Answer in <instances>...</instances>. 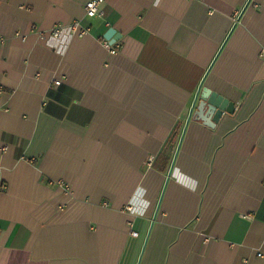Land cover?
Here are the masks:
<instances>
[{"label": "crops", "instance_id": "1", "mask_svg": "<svg viewBox=\"0 0 264 264\" xmlns=\"http://www.w3.org/2000/svg\"><path fill=\"white\" fill-rule=\"evenodd\" d=\"M86 2L0 0V264H264V0Z\"/></svg>", "mask_w": 264, "mask_h": 264}, {"label": "water", "instance_id": "2", "mask_svg": "<svg viewBox=\"0 0 264 264\" xmlns=\"http://www.w3.org/2000/svg\"><path fill=\"white\" fill-rule=\"evenodd\" d=\"M116 29L115 28H109L107 30V32L105 33V37L107 39H110V41H114V39H116ZM200 96L201 98V102L199 104V110L202 111V109L204 108L206 112L209 113V115H211L210 120L212 122H208L209 124H213V123H217L221 117L223 116V114L226 113H234L236 110V102L233 100H230L229 98L225 97L224 95L216 92V91H212L209 90L207 88L204 87V89H200L199 93H198V97ZM194 107L195 105H193L192 110H191V114L188 118L187 123L189 122V120L191 119L192 115L194 114ZM195 113H200L201 112H195ZM207 119V118H205ZM173 171V167L170 170V174ZM147 242V241H146ZM141 260V259H140ZM140 262H138L139 264Z\"/></svg>", "mask_w": 264, "mask_h": 264}, {"label": "built area", "instance_id": "3", "mask_svg": "<svg viewBox=\"0 0 264 264\" xmlns=\"http://www.w3.org/2000/svg\"><path fill=\"white\" fill-rule=\"evenodd\" d=\"M106 3V0H87L85 4V10L87 16L95 17V16H105L106 11L104 9V4ZM78 29H82V31L85 29V27L81 24L79 20L73 21L71 24H58L52 34L51 37L57 38V39H65V37L68 39L72 37ZM105 46L110 50V52H116L117 47L113 45V42L110 41V39L104 38L103 39ZM262 56L264 57V49L262 51ZM133 234L137 235L138 232L133 231Z\"/></svg>", "mask_w": 264, "mask_h": 264}, {"label": "trees", "instance_id": "4", "mask_svg": "<svg viewBox=\"0 0 264 264\" xmlns=\"http://www.w3.org/2000/svg\"><path fill=\"white\" fill-rule=\"evenodd\" d=\"M263 208H264V206H263Z\"/></svg>", "mask_w": 264, "mask_h": 264}]
</instances>
